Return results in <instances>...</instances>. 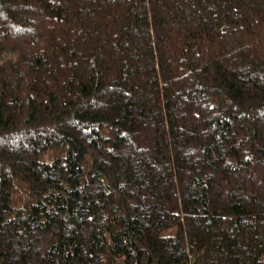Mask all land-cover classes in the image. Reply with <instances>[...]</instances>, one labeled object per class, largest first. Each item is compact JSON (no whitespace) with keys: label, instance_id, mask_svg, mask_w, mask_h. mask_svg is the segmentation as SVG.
Segmentation results:
<instances>
[{"label":"trees","instance_id":"1","mask_svg":"<svg viewBox=\"0 0 264 264\" xmlns=\"http://www.w3.org/2000/svg\"><path fill=\"white\" fill-rule=\"evenodd\" d=\"M0 264H264V0H0Z\"/></svg>","mask_w":264,"mask_h":264},{"label":"bare ground","instance_id":"2","mask_svg":"<svg viewBox=\"0 0 264 264\" xmlns=\"http://www.w3.org/2000/svg\"><path fill=\"white\" fill-rule=\"evenodd\" d=\"M14 188H17V187H14ZM13 194H14V193H13ZM24 196H26V195H24ZM17 200H19V199H17ZM20 200H21V199H20ZM20 200H19L18 202H21ZM12 202H14V201H12ZM14 203H15V202H14ZM18 204H19V203H18Z\"/></svg>","mask_w":264,"mask_h":264}]
</instances>
